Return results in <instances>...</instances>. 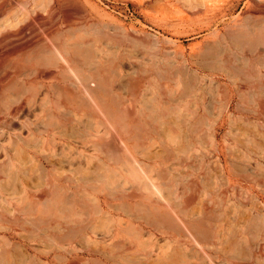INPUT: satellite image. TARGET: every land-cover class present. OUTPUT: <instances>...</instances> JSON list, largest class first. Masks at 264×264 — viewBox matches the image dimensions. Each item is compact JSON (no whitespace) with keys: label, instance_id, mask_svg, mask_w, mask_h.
<instances>
[{"label":"rangeland","instance_id":"1","mask_svg":"<svg viewBox=\"0 0 264 264\" xmlns=\"http://www.w3.org/2000/svg\"><path fill=\"white\" fill-rule=\"evenodd\" d=\"M203 4L215 5L219 13L204 15ZM262 4L0 0V25L6 24L1 33L8 34L0 40V165L14 151L12 119L26 124L16 87L35 75L34 68L48 63L46 69H56L59 61L58 85L45 80L61 101L64 126L45 148L43 133L32 143L36 154L31 156L55 163L32 191L53 194V207L57 197L66 196L75 203L69 202L71 210L78 201L85 202L83 209L94 203L96 211L116 218L101 220L96 213L90 219H33L20 212L13 194L0 189V264H155L164 252L179 254L183 264H264V54L257 56L260 45L232 38L233 30L252 26ZM75 37L91 43V64L106 63L112 54L108 64L118 90L110 96L102 98L96 87L94 95L83 92L82 75L63 71L61 59L47 54L51 45L71 49ZM37 47L45 53L42 48L35 52L39 56L31 52ZM133 82L135 92L129 87ZM54 88H69L73 95L65 100ZM100 99L107 105L105 118L99 116ZM49 105L41 101L32 107L41 109L31 116L30 130H46L43 113ZM172 123L183 134L175 141L166 137ZM78 131L86 136L83 144ZM3 169L8 173L11 167ZM147 209L151 219L145 217Z\"/></svg>","mask_w":264,"mask_h":264},{"label":"bare ground","instance_id":"2","mask_svg":"<svg viewBox=\"0 0 264 264\" xmlns=\"http://www.w3.org/2000/svg\"><path fill=\"white\" fill-rule=\"evenodd\" d=\"M202 7H204V15H206V16H209V14H210L209 12L210 11L212 12V14H214V16H216L219 13V9L215 8V5L212 6V7H206L203 4ZM220 10H221V8H220ZM255 11L258 14H257V16L253 17L254 18V23L250 24L252 26H249V25L247 26L245 24L246 25L245 27H243L242 29L233 30L234 34L233 35L230 34V35H232V38H234L237 42H240V43L242 42L243 44L244 43H248V44L253 45V46L254 45L255 46L256 45H260L261 49L257 50V56H259V55L261 56L262 54H264V5L262 4V6L257 7L255 9ZM256 12H255V14H256ZM212 24H213V21L208 18L207 26L210 27ZM4 25H6V24H4ZM4 25L1 24L0 26L4 27ZM0 28H1L0 29V35L2 34V37H0V40L2 41V40L7 38L8 34L1 33L3 30H2V27H0ZM5 31L7 32V30H5ZM98 38H100V37H98ZM76 39H77L76 37H75V41L72 39V41H74L75 43H72V41H70V43L68 42V44H71V43L74 44L72 46V48L70 47L71 49H68L69 47L68 48L65 47L66 49L65 48L63 49L61 46L57 47V45L56 46H52L51 45L49 48H47V49L45 48L46 51H47V54L49 52L54 53L57 60L61 59L60 61H62L63 64H60V67L62 68V70L64 68H66V71H67V69H69V70L74 71V73L76 72L75 76L77 74H79V73L82 75V78H80L78 75H77V77L80 78L79 80H81V81H79V84H80V87H81L80 89H82L83 92L85 91V92H87V93H89L91 95L93 93V95H94L93 87H96V89L99 90V93L102 94V98L105 97V96H108V95L110 96L112 94V92L118 90V87H116L113 84V82H112L113 74H115V73H113V71H115L114 67L108 64L110 62L111 63L113 62V61H111L113 59L110 58V56L112 54L108 53V54H110L109 58L111 60L109 58L107 60L110 61V62H108V61H106L104 59L105 60L104 62H106V63H102V62L97 63L96 62V65L94 63L91 64L92 63V59H90V58H91L93 52H91L92 50L90 51V49L88 48L90 46L87 45L88 43L89 44H91V43L87 42V41L84 43L83 40H82L83 42L82 41L78 42ZM78 40H81V38L78 39ZM96 40L98 41V39H96ZM99 41H102V40H99ZM99 41H98V43H99ZM82 43L86 44L87 47H84L85 45L83 46ZM100 45H101V43H100ZM65 46H66V44H65ZM39 48L40 47H37L36 49L34 48L36 51L33 49L34 51L31 50V52H34V53L38 52L39 53ZM45 49L42 48V51H44ZM91 49L94 50V47L93 48L91 47ZM98 49H100V46H99V48H97V50ZM240 51H242V50H240ZM74 52H76L75 56L81 55V57L79 58L77 56L79 59L77 57L75 58L73 56ZM100 52H102V49H101ZM38 53H35V54H37L39 56ZM44 53H45V51H44ZM44 53H42L40 56H44L45 55ZM35 54H33V55L35 56ZM93 56H94V54H93ZM106 56L108 57V55H106ZM219 56H220V54H219ZM224 56H227V55H224ZM230 56L231 55L229 53V59L226 60V61L224 60L226 65H227V62H229L231 60ZM82 57H83V59H82ZM94 57H93V59H94ZM100 59L99 60L97 59V60L101 61ZM222 60H223V57H222ZM45 61H43V62L45 63ZM43 62L42 63L40 62L41 63L40 65H42ZM56 62L57 61H55L54 64H55V67L57 66L56 67V69H57V68H59L58 64L60 62L58 61L57 62L58 64ZM78 62H81V63L78 64ZM245 62H244V64H245ZM248 62L249 61L247 60V63H246L247 66H248ZM45 64L42 65L43 67L39 66V67H42L41 69L37 68V67H36L37 69L34 68L35 69L34 70L35 75L34 74L32 76L29 75L30 77L28 78V81L25 82V84H22L21 86H17L16 87L17 88V90L15 91L16 94L19 97L22 98V102L20 104V112H21L22 116H24V118L26 120V124H22L20 122H17V120H15V119H18L17 117L15 119H12V121H11L12 123H10V127H12L14 133H16L15 134L16 142H14V144H15L14 151H13V153H11L10 156H8V159L4 162V166L11 167L12 170L8 169V173H7L3 169L4 166L0 165V189L3 192V195L8 196L9 194H13L14 196L12 198L14 199L17 208H19V206H21L20 212L22 211L23 214L32 215L33 219H78V220L79 219H90L92 217L96 218V217L93 216L96 213H99L98 219H101V220H103V219H108V220L109 219L110 220L111 219H116V218H114L112 216V214L107 213L108 211H104L107 214L104 213L103 211H99V212L96 211V210H98V206L94 205V203L90 204V205L93 204L92 208L90 206H88L90 208H88L86 206V208L90 209V210H88L86 208L83 209L84 206H85V202L78 201V203H76V204H78L77 210H80L79 209V204H81L82 207L81 206L80 207L82 209L80 211L76 210L77 212L74 211V210H71L70 208H72V206L75 203H74V201L72 199H70V198H68L66 196L65 197L59 196V197H57L58 199L55 198L56 199L55 202H56L57 207H53V205H54V201L53 200L54 199L51 197V195L53 196V194L50 195L49 194L50 192L47 193L45 191H40L39 193H35V192L32 191V187L38 186L39 182L43 181L44 178L46 177V173L48 171L47 168L48 167H50V168H54L55 167V163L54 162H49V163L45 164L44 161H42L40 158H37L36 155H32V156L30 155V154H36V152L33 150L32 143L34 142L36 144L37 141L40 140V138H39L40 135L43 133L45 135V138L42 140L43 141V145L42 146L45 148V146H46L45 143L50 144V143L54 142L56 137H57V135L60 134L59 129L62 126H64V123L62 122L63 120L60 117V115L58 114V109H59V106L61 104V101H60V99L57 100V99H54L52 97L51 91L49 89H52L53 87L52 88L51 87L47 88V84H46V80L47 79H49L48 81H50V80L54 81L55 80L56 81L55 84L57 86L58 85L57 84V80H59V78H60L59 76L60 75L58 76V74L55 72L56 69L52 68V66H51L50 69H46ZM54 64H53V62L51 63V65H54ZM46 65H50V64L47 63ZM231 65L234 66V64H232V63H231ZM240 65L243 66V67H237V68H242L243 70L241 69L242 70L241 71V70L236 68V71L238 72V70H239L240 72H242V73L244 72V74H245L244 65H242V64H240ZM44 66H45V69H43ZM116 66H117V64H116ZM116 66H115V68H116ZM228 66L230 67V65H228ZM250 68L251 67H249V69ZM233 69L235 70L234 67H233ZM245 70H247V68ZM228 71H230V70H228ZM236 71H233V72H236ZM68 72H70V71H68ZM76 84H77V82H76ZM72 85H73V83H72ZM38 86H41V89H39ZM67 87H68V85H67ZM129 87H130V91L131 92H135L138 89L136 82L130 83ZM60 88H62L61 85H60ZM65 88H66V86H65ZM56 89H58V88H56ZM56 89L54 88L55 92H56ZM41 90H43V91H41ZM67 90L66 91L64 90V91L61 92L58 89V91H57L58 93L57 92L56 93L59 94L60 96H62L65 100H67L68 96L73 95V94H71L72 91L70 92V91H67ZM52 92L54 93V91H52ZM40 94H42L43 96L39 97ZM57 94H55L54 96L57 97ZM98 98H100V97H98ZM100 100H101L100 102H102V107H103L104 111L102 110L103 112L100 111V113L99 112L98 113H99V116L101 118H105L106 114H108L105 111V109L107 108V105H104L103 99H100ZM41 101L45 102L47 104H50L49 105L50 107H49L48 111H46L47 109L44 110L45 107H44V109H42V111L44 110L45 113H43L44 111L43 112L41 111L44 114L43 116H45V117L48 116V117H46V119H47L46 120L47 121V128L43 132L41 130H38V129L37 130H30V128H29V125L33 124V122L31 121V116H34V115H36V113H38V112L35 111V109H38V110L41 109L40 106H38V108H35V109L32 108V107L37 105V104H40ZM107 102H108V100H107ZM107 104H109V103H107ZM120 114L118 116H120ZM107 117H109V116H107ZM175 123H177V122H175ZM175 123H174V125L172 123V126H170L169 130L167 129L168 130L167 131V135L168 136H166V137H170L168 139L169 141L172 140L171 138H174L176 136H177L176 138L183 136V134L181 133V131L178 128V124H175ZM25 129H27L26 133L24 131ZM78 132H77L78 133V138L80 139V142L83 144L86 141L84 139V138H86V136L84 134H82L80 131H78ZM159 135H161V134H159ZM185 135H186V133H185ZM176 138H174V141L176 140ZM186 138L187 137L184 138L185 139L184 141H187ZM182 140H183V138H182ZM54 146H56V142H55ZM165 151H167L169 153V150H165ZM171 151H173V150H171ZM41 153H43V152L41 151ZM172 154H174V153L172 152ZM15 167H17L19 169L18 172L13 171L14 170L13 168H15ZM22 167H23V169L25 168L24 169L25 171L20 170V168H22ZM33 173H35V177H33V175H34ZM5 175H6V177H4ZM3 195L1 197H3ZM105 195L106 194L104 193V196ZM6 196H4L3 198L6 199L7 198ZM97 198H98L97 201H99L101 204H102V201L105 202V200H103V196L97 194ZM71 200H72L71 204L74 203L72 206L69 203V202H71ZM59 203L62 205V207L59 206ZM86 203H87V201H86ZM67 204H68V206L70 204L71 207H68ZM73 209H74V206H73ZM85 212H86V214H88V215H86V216H89L88 218L86 216H84ZM144 212H146L145 217L147 219H151V217L154 215L153 212L150 209H147ZM130 216L138 217V215L136 213H133V212L130 214ZM102 222L103 221H101V225L100 226L105 225V223H106L105 220H104V222H105L104 224ZM97 223L100 224L99 222H97ZM109 223L107 224V226L109 225ZM103 238H104V236H103ZM13 250L18 255H20L22 257H23V255L26 256L15 245L13 246ZM25 258L26 257H24V259ZM29 258L30 257H28L26 259L30 260ZM155 264H183V261H182V259H179V254L177 255L176 253H174V254L171 255V254H166V252H164V254H162L161 257H158L156 259V263Z\"/></svg>","mask_w":264,"mask_h":264}]
</instances>
